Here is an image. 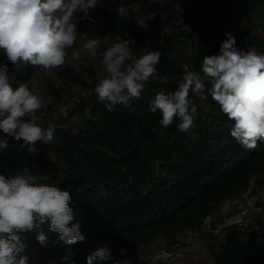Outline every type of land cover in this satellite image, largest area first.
<instances>
[{
  "label": "trees",
  "instance_id": "1",
  "mask_svg": "<svg viewBox=\"0 0 264 264\" xmlns=\"http://www.w3.org/2000/svg\"><path fill=\"white\" fill-rule=\"evenodd\" d=\"M212 1L202 0L206 6ZM127 3L145 17V25L158 30V36L165 35L159 47L152 48L161 52L155 66L157 76L145 82L140 98L109 112L107 102H99L93 91L87 106L71 109L64 128H55L52 141L36 143L34 154L27 151V146L21 147L23 140L15 141L0 131V137L9 140L8 148L0 150V174L11 176L28 169L40 183L71 194L75 218L71 223L80 224L83 242L65 245L57 233L49 231L50 221L42 225L48 235L44 246L36 239L39 229L20 233L27 245L24 253L40 250L61 254L58 263L53 260L55 264H87L86 256L100 244L138 250L163 236L174 245L179 243V236L201 228L223 203L243 200L252 184L264 183V139L255 148L242 147L230 135L234 122L207 92V99L190 93L197 117L195 127L188 132L179 131V119L162 127L161 114L148 110L157 92L174 91L186 70L200 72L205 56L219 54L226 33L235 36L238 49L264 52V0H230L214 15L207 11L196 31L188 28L172 36L165 33L168 20L156 2ZM89 17L79 21L74 48L80 49L82 26L87 24H92L102 37L130 39L132 51L146 47L144 26H139L135 12L126 9V15L119 16L117 8H94L89 10ZM72 50H68L69 57ZM74 62L80 71L66 63L52 70L65 83L85 89L86 80L94 77L92 65L83 58ZM3 63L8 64L12 74L14 65L7 59ZM40 68L21 66L13 74V87L28 83ZM47 88L56 100L61 99L59 89L51 85ZM75 116L77 121L68 125L67 121ZM65 256L70 259L62 260ZM115 261L112 257L94 264ZM215 264H264V224L245 233L228 231Z\"/></svg>",
  "mask_w": 264,
  "mask_h": 264
},
{
  "label": "clouds",
  "instance_id": "2",
  "mask_svg": "<svg viewBox=\"0 0 264 264\" xmlns=\"http://www.w3.org/2000/svg\"><path fill=\"white\" fill-rule=\"evenodd\" d=\"M97 3L98 0H0V51L14 66L23 63L46 71L63 66L69 49H73L71 60L81 62L82 53L74 48L78 39L76 13H83L81 19H91L89 10ZM117 12L119 16L126 15L125 6L118 5ZM225 35L219 54L205 56L200 72L186 70L174 91L157 92L148 110L161 114L162 127L179 119V131L188 132L195 127L197 117L190 93L207 99V92L234 122L231 137L242 147L252 149L264 139V52L238 49L235 36L230 32ZM131 44L130 39H122L102 53L106 75L94 91L99 102H107L109 112L118 105L130 106L132 99L140 98L145 82L157 76L155 66L161 52L145 48L134 54ZM99 46V38L83 43L91 57L97 56ZM13 79L8 64L0 63V131L15 141L23 140L21 147L27 146V151L34 154L38 141L47 144L53 140L55 128L51 124L44 128L39 122L38 113L47 101L33 93L27 83L13 87ZM8 146L9 140L0 137V150ZM71 199L69 191L40 183L28 169L11 176L0 174V264H29L28 256L22 254L27 245L20 233L39 229L36 239L44 246L48 235L42 225L49 221V231L57 233L65 245L83 242L80 224L71 223L75 219ZM69 259L70 256L62 257ZM111 259L108 247L86 256L87 264ZM114 264L132 261L116 260Z\"/></svg>",
  "mask_w": 264,
  "mask_h": 264
},
{
  "label": "rangeland",
  "instance_id": "3",
  "mask_svg": "<svg viewBox=\"0 0 264 264\" xmlns=\"http://www.w3.org/2000/svg\"><path fill=\"white\" fill-rule=\"evenodd\" d=\"M152 1L156 2L159 7L162 8V15L165 19L168 20V26L166 28L165 33L169 36L178 35L180 34V32L188 30V28L189 30L196 31L197 28L202 25L204 14L208 11L209 7L208 5H204L202 0H176L174 1L175 4H170L167 7L165 6V3L170 2V0ZM127 2L128 0H98L97 6L95 8H104L112 10L116 9L118 5L126 6V9L128 11H132L137 14L138 23H143L145 25V17L140 14V12L135 6L130 5ZM228 3H230V0H219V5L218 7L216 6L217 11ZM82 15L83 13H76V20L78 21L77 28L78 26L80 27L79 21ZM139 26L142 27L140 24ZM81 31L82 32L79 40V47L82 53V58L87 62V64L92 65L94 72V77L92 79L86 80L87 86L85 89H83L81 86L73 85L70 82L65 83L60 77H58V73L56 71H53L52 69L48 71L42 68L38 69L33 78L30 79V81L27 83L33 93L42 96L47 101L46 105L38 113V115L40 116L39 122L44 128L48 127L49 124L53 125L54 128H64L65 123L63 122L68 117L71 109H79L84 105L87 106L90 97L94 94V87L99 82L97 78L99 76H102L101 78H103V76L106 75V73L103 72V66L99 58L102 57V53L105 50H107L114 43L119 41V39L111 40L109 38H105L98 35L96 33L95 27L92 24L82 26ZM144 32V43L146 48L152 50L153 47H159L157 45H154L153 41V39L156 38L159 34L158 30L155 28L152 30L150 28V25H145ZM148 36H150L152 39L150 40ZM91 38H99L100 40V46L96 57L89 56L83 49V43ZM139 48L145 47L141 46ZM139 48H137V51L139 50ZM137 51H133V53ZM4 59H6V56L2 51H0V63H3ZM66 64L75 68L77 71H80L79 66H77L75 62L71 60V57L67 58ZM23 65V63H20L14 66L11 75H13L15 71H18ZM50 85L55 90H60V100H56L55 95L51 92V89L47 88ZM90 85L92 86L90 87ZM88 88H92V93L83 96L80 99L83 94H86ZM74 100H77L79 102L76 103V101ZM66 105H69V111H65L63 109ZM77 118L78 117L75 116L72 121H67L68 125L71 122L77 121ZM260 191H264L263 182L259 186L256 184H252L251 190L249 192L257 194ZM247 195H249V193H247ZM240 199L242 198L228 200L223 203L216 210L215 214L210 216L201 228L197 229L198 234L197 238L195 239L192 245V253L185 255L184 258L179 261L173 260L171 258L165 259L160 257V255L163 253V251L169 253L179 251L189 232L185 233L183 236H179V243H175L174 245L165 237L157 236L151 240L149 245L142 247L138 250L127 247H120L109 243L104 245H97L91 249V252L101 247H108L112 250L113 258H115L116 260L130 258L132 264H215V260L219 254L220 247L224 242L227 232L236 229H224L219 235H216L212 238L208 236L210 234L203 232V230L205 228H218L221 223V215L227 213L230 209H232L234 207V203L240 201ZM240 232L245 233V231ZM121 250H124L123 254H121ZM22 254L27 255L29 260L35 259L38 261V263L34 264H55L60 261V258L62 256L61 254L55 256L50 253H44L40 250H28L27 252ZM53 260H56V262L53 263Z\"/></svg>",
  "mask_w": 264,
  "mask_h": 264
},
{
  "label": "built area",
  "instance_id": "4",
  "mask_svg": "<svg viewBox=\"0 0 264 264\" xmlns=\"http://www.w3.org/2000/svg\"><path fill=\"white\" fill-rule=\"evenodd\" d=\"M219 0H213L211 4L208 6V12L215 14L218 7ZM165 37V35L161 34L153 39L154 45H160L162 43V39ZM152 41V42H153ZM146 48V47H145ZM145 48H139V50L135 54H139L141 50ZM102 76H99L97 80L99 81ZM95 82V81H94ZM93 82V83H94ZM92 85H90L91 87ZM92 88H88L86 94H83L80 99L83 96H86L88 94L92 93ZM77 102V100H74ZM81 101V100H80ZM65 111L69 110V105L64 106L63 108ZM220 225L216 229L212 228H205L203 232H206L210 235L211 238L215 237L216 235H219L224 229L231 228L236 229L240 231H248L251 228H253L255 225L259 223L264 224V191H260L257 194H253L252 192H249V195L246 196L243 200L237 201L234 203V207L230 209L227 213L221 215L220 217ZM197 230L190 231L187 234V237L185 238V241L181 245V248L177 252H166L163 251V253L160 255V257L168 259L171 258L173 260L179 261L182 258H184L185 255H188L192 253V245L197 238ZM38 263L37 260H29V264Z\"/></svg>",
  "mask_w": 264,
  "mask_h": 264
},
{
  "label": "crops",
  "instance_id": "5",
  "mask_svg": "<svg viewBox=\"0 0 264 264\" xmlns=\"http://www.w3.org/2000/svg\"><path fill=\"white\" fill-rule=\"evenodd\" d=\"M254 229L256 230V229H257V226H256ZM254 229H253V230H254Z\"/></svg>",
  "mask_w": 264,
  "mask_h": 264
}]
</instances>
